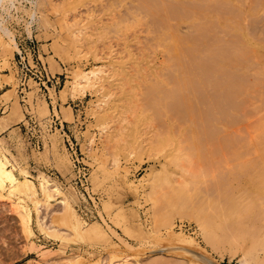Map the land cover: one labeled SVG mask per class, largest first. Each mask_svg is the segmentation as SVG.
<instances>
[{
  "label": "rangeland",
  "instance_id": "rangeland-1",
  "mask_svg": "<svg viewBox=\"0 0 264 264\" xmlns=\"http://www.w3.org/2000/svg\"><path fill=\"white\" fill-rule=\"evenodd\" d=\"M39 3L40 20L32 28L27 24L31 10L27 2L18 4L16 11L12 9L11 17L4 14L22 53L6 54L8 65L2 66L5 54L0 47V94L11 92L10 97L13 96L10 102L0 99V129L9 124L17 127L0 135L2 142L18 161L27 162L35 183L38 184L40 174H49L82 220L111 224L117 234L126 238V243L139 251L128 249L112 232L110 241L103 237L69 241L65 237L62 240L60 234L57 237L42 233L33 207L31 226L35 234L24 238L26 233L6 197L0 199V237L5 239L0 243L1 264H49V260L74 254L86 258L81 259L83 264H93L104 253L108 259L110 252H140L143 262L159 258L160 263L171 264L175 259L173 253L178 250L167 243L171 225L175 232L182 230L199 242L190 248L201 256L198 260L243 264L245 259L250 260L251 253L264 256V66L258 59L259 55L264 56V0ZM173 38L174 57L168 52ZM255 44L261 45L259 52L255 51ZM33 60L39 61L53 78L47 83L48 88L27 69L28 64L33 66ZM100 65L113 73L103 93L91 87L73 97L69 85L74 74ZM172 69L183 73L180 80L172 76ZM165 96L173 99L168 115L164 110ZM98 103L105 108L97 112L94 107L98 108ZM53 113L65 123L66 134L49 129L47 123ZM186 116L193 124L191 132L181 128ZM30 117L35 124L28 121ZM220 121L226 123L223 129L219 128ZM34 125V131H29ZM102 130L109 135L101 137ZM67 134L77 144L88 167L87 192L74 183L73 160L64 142ZM118 134L123 143L118 144L117 137V143L112 139ZM38 137L40 146L36 142ZM145 137L144 149L141 142ZM130 150L134 153L130 154ZM115 156L119 159L117 167L111 164ZM163 164L170 181L165 171L164 176L156 174ZM120 173L125 178L117 175ZM147 173L152 179L156 174L155 187L151 181L150 184L138 180ZM130 179L132 185L126 183ZM145 190L151 191V199L145 197ZM53 202L51 209L42 208L48 223L64 215L59 213L62 206ZM28 203L33 206L31 201ZM202 228L208 243L201 234ZM123 231L128 232V237ZM32 240L36 248L29 245L28 250ZM182 252L196 258L186 250Z\"/></svg>",
  "mask_w": 264,
  "mask_h": 264
},
{
  "label": "bare ground",
  "instance_id": "bare-ground-1",
  "mask_svg": "<svg viewBox=\"0 0 264 264\" xmlns=\"http://www.w3.org/2000/svg\"><path fill=\"white\" fill-rule=\"evenodd\" d=\"M23 1L27 2L28 4H30V16H29V19H28V26L30 28H32V26L34 25V23L36 22H39L40 18L38 16V11L39 9H37V6L39 3L40 0H0V47L2 48L3 50V53L5 54L4 57V61L2 62L3 65L2 66H5V65H8V56L6 54H9L10 56H13L14 53L17 51V53H19L21 51V48L19 47V44L16 40V37L14 35V33L12 32V30L6 25V15H8V17L12 16L13 13H11V10L12 9H17L20 5L18 4H21ZM146 7V6H145ZM208 7V6H207ZM13 10V11H14ZM21 10V9H20ZM162 10V9H161ZM16 11V10H15ZM6 13V15L4 16V14ZM225 19V18H224ZM161 20V19H160ZM226 20V19H225ZM223 21V19H222ZM223 23V22H222ZM28 29V28H27ZM245 31V30H244ZM81 33V32H79ZM208 33V32H207ZM242 33V32H241ZM80 35V34H79ZM78 33H77V36H79ZM244 35V34H243ZM175 37V36H174ZM245 37V36H244ZM55 38V37H54ZM79 38V37H78ZM242 38V37H241ZM57 39V38H56ZM164 39V38H163ZM197 39V38H196ZM175 40L176 39H172L171 42L168 44V49H169V53L170 55L174 57V55L176 54V49H175ZM164 41V40H162ZM166 41V39H165ZM164 41V42H165ZM57 42V41H56ZM58 44L57 43V47H58ZM60 45V44H59ZM166 45V42L164 44V46ZM181 45V44H180ZM61 47V45L59 46ZM186 47V46H184ZM205 47V46H204ZM238 48H241V47H238ZM255 48L256 50L255 51H260V48L261 45L260 44H255ZM166 49V48H165ZM185 49V48H184ZM61 50V49H60ZM58 51V50H57ZM187 51V50H186ZM236 51V50H235ZM205 52V51H204ZM232 53V52H231ZM245 53V52H244ZM239 56V55H237ZM202 57V56H201ZM242 58V57H241ZM258 60L260 62V64H262V66H264V56L261 57V55L258 56ZM197 61V60H196ZM211 61V60H210ZM218 62V61H217ZM221 62H224V61H221ZM206 63V62H205ZM220 63V62H219ZM225 63V62H224ZM223 63V64H224ZM226 64V63H225ZM241 64V63H240ZM242 65V64H241ZM245 65V64H244ZM1 66V67H2ZM115 66V65H114ZM222 66V65H221ZM243 67V66H242ZM256 67V66H255ZM232 68V67H231ZM236 68V67H235ZM238 68V67H237ZM244 68V67H243ZM171 69V68H170ZM219 69V68H218ZM233 69V68H232ZM239 69H242V68H239ZM238 69V70H239ZM247 69V68H246ZM234 70V69H233ZM242 70H245L242 69ZM257 70H258V67H257ZM232 71V70H231ZM260 71V70H259ZM249 72V71H248ZM261 72V71H260ZM264 72V71H263ZM209 73V72H208ZM244 73V72H243ZM246 73V72H245ZM250 73V72H249ZM111 74H113L111 72V69L110 68H107V66L105 65H100V66H97L95 68H91V69H88V70H82L81 72H76L73 76V80L70 81V85H69V89H70V93L71 95L74 97L76 94H84L86 92V90L88 88H95V92H101L103 91V89L106 87V83L110 82L109 79L111 78ZM172 76L175 77V80H180V76L183 75V73H180L177 69H172ZM253 74V73H252ZM10 78H12V76H10ZM114 78V76L112 77ZM220 89V88H219ZM11 93V92H10ZM10 93L7 94V92H4V94H0V99H3V100H9V102L12 100V97H10ZM103 93V92H101ZM52 94V92H51ZM258 94V93H257ZM103 95V94H102ZM224 95V94H223ZM53 96V95H52ZM104 96V95H103ZM240 97V96H239ZM209 98V97H208ZM163 100V99H162ZM165 102H166V106L164 108V106H160V107H163L164 110H166V113L168 115V112H170L171 110L169 109V106L171 103H172V100L170 96H165L164 98ZM14 101V100H13ZM55 102V101H54ZM13 103V102H12ZM100 103V102H99ZM98 103V108L95 106H93L97 112L99 111V109L103 108L104 105L102 104H99ZM102 103V102H101ZM93 105V104H92ZM160 105V104H159ZM227 106V105H226ZM93 108V109H94ZM105 108V106H104ZM96 110H93L94 112H96ZM105 110V109H104ZM103 111V109L101 110ZM163 111V110H162ZM209 111V110H208ZM105 112V111H104ZM164 112V111H163ZM1 113H5V110L2 111ZM23 113V112H22ZM100 113V112H99ZM97 113V114H99ZM102 114V112H101ZM104 114V113H103ZM165 114V113H164ZM217 114V113H216ZM96 115V114H94ZM122 115V113H121ZM124 115V114H123ZM165 116V115H164ZM172 118L174 117L175 119V116L173 114V116H171ZM23 118V114H21V119ZM168 119V116L166 117ZM120 119H124L120 117ZM166 119V121H167ZM172 120L173 122L175 120ZM183 119V118H182ZM119 120V119H118ZM184 122H183V125L181 128H183L184 130L186 131H189L191 132L193 129V124H192V121H191V118L189 116H186L184 117ZM214 120V119H213ZM123 120H121L122 122ZM126 121V120H125ZM177 121V120H176ZM261 125L263 126L264 125V118L263 120H261ZM124 123V121H123ZM218 123H222L221 121L218 122ZM225 123V122H224ZM117 124V123H116ZM168 124V123H167ZM166 124V125H167ZM173 124V123H172ZM192 124V125H191ZM259 124V123H258ZM222 126H220L219 128L223 129V127H225V125L222 123L221 124ZM119 126H120V120H119ZM118 126V127H119ZM122 126V125H121ZM124 126V125H123ZM260 126H258V129L260 130L259 128ZM17 127H13L12 130H15ZM126 128V127H125ZM180 128V129H181ZM192 128V129H191ZM116 129H117V126H116ZM115 129V130H116ZM122 129V128H121ZM263 129V127L261 128ZM1 130V129H0ZM126 130V129H125ZM225 130V129H224ZM119 131H121L119 129ZM123 131H124V127H123ZM264 131V130H263ZM106 130H102L101 131V137H104L106 135ZM118 132V130L116 131V133ZM179 132V131H178ZM113 133H115L113 131ZM119 133V132H118ZM173 133V132H172ZM180 133V132H179ZM184 133V132H183ZM121 136L123 137L122 135V131L120 132ZM120 134L118 135H115L113 136L114 138H112L113 140L115 139V137L118 138V141L117 140H114V142H118V144H120L121 142L123 143L122 140H120ZM178 134V133H177ZM109 135V134H107ZM106 135V136H107ZM167 135V134H166ZM187 135V134H186ZM257 135V134H256ZM261 135V134H260ZM182 136V135H181ZM264 135H262V138H263ZM144 137V136H143ZM180 137V136H179ZM258 137V135H257ZM105 138V137H104ZM108 138V137H107ZM152 139V138H151ZM169 139V138H168ZM181 139V138H180ZM264 139V138H263ZM120 140V141H119ZM259 140V139H258ZM167 141V140H166ZM174 141V140H173ZM93 142V138L89 141V144H87L86 146V149L87 150H90V144H92ZM116 142V143H117ZM149 142V140H148ZM115 143V144H116ZM143 145H141V147L143 146L144 149L145 147L147 146V139L146 137L144 139H142V142H141ZM150 143V142H149ZM153 144V143H152ZM173 144V143H172ZM243 144V143H241ZM240 144V145H241ZM151 145V143H150ZM250 145V144H249ZM166 146V145H165ZM252 146V145H250ZM115 147H117V145H115ZM150 147V146H149ZM152 147V146H151ZM118 148V147H117ZM148 148V147H147ZM153 148V147H152ZM151 148V149H152ZM0 149H1V152H0V199H5L6 197L9 198L11 205L13 206V209L15 210L17 216H18V219L20 221V226L22 227V230L23 232L26 233V237L24 238H29L31 235H34V230L31 226L32 224V207L36 213V216H37V220H38V224H39V227H40V230L42 231V233H51V235L55 234L57 237H59L60 235H62L61 239L64 240L65 238H67L66 240H69V241H75V240H89V241H93V240H98V238L100 237H103V238H106L108 241H110L111 238H109V232H112L114 233L115 235H118L120 241L122 243H124L128 249H135V250H138V248H136V246H134L133 244H130V243H126L125 240L126 238L120 234H117L118 232H116V228L114 229V227L112 228L109 224H105V223H98V222H87L85 220H82V217L79 216V214L76 212V209L73 207V205L71 204V201L69 199V197L65 194V192H63V189L59 186V184L57 182H55V180L52 179V177L49 175V174H45V173H42L40 174L39 178H38V184L35 183L30 177L32 176L29 169L27 168V165H26V161H18V157L10 150V148L8 146H6L3 142H2V138L0 137ZM143 149V150H144ZM255 149V148H254ZM147 150V149H146ZM243 150V149H242ZM253 151V154L256 153V151L254 152ZM134 151L130 150V154H133ZM149 153V152H148ZM262 153V151H261ZM260 154V152H259ZM150 155V154H148ZM257 155V154H256ZM264 156V155H263ZM257 158H259L257 156ZM264 158V157H263ZM258 160V159H257ZM248 161V160H247ZM176 162V161H175ZM178 162V161H177ZM242 162V161H241ZM250 162V161H248ZM111 164L113 167H117L119 166V159L118 157H114L112 160H111ZM164 165V164H163ZM165 167V165H164ZM164 167H162V169H157L156 170V174L158 177H160L161 175L164 176L165 174L163 173V171H165L166 173V178H167V172H166V167H165V170L163 169ZM129 169V168H128ZM128 169L126 168V172L128 171ZM153 169V168H152ZM257 169V172H258V168ZM264 170V169H263ZM124 171V169H123ZM154 171V169H153ZM125 172V171H124ZM123 172V173H124ZM125 172V173H126ZM259 172L261 173V170H259ZM264 172V171H263ZM123 173H120V174H117L119 175L120 177L123 175V177L125 178L124 174ZM149 173V172H148ZM145 175V176H142L140 177V179H138L139 181H144V182H148L151 184V182H153L151 184L154 185V181L156 180V174L154 176V178L152 179V177H148V174ZM162 173V174H161ZM254 173H256L254 171ZM127 174V173H126ZM125 174V175H126ZM161 174V175H160ZM164 174V175H163ZM251 174V173H250ZM249 174V175H250ZM259 174V173H258ZM160 175V176H159ZM116 176V175H115ZM252 176V175H251ZM260 176V174H259ZM262 176H263V173H262ZM121 177V178H123ZM258 177V176H257ZM261 177V176H260ZM120 178V179H121ZM163 178V177H162ZM165 178V177H164ZM165 178V179H166ZM159 179V178H158ZM165 179H162V181H165ZM168 181H170L168 178H167ZM118 181V178L116 176L115 178V182ZM125 181V179H124ZM133 179L129 182H126V183H131L132 185V182ZM140 181V182H141ZM151 181V182H150ZM160 181V179H159ZM158 181V182H159ZM139 182V183H140ZM157 182V181H156ZM143 183V182H142ZM147 183V184H148ZM161 182H159V185H160ZM167 183V181H166ZM119 184V183H118ZM136 184V183H135ZM127 185V184H126ZM138 185V184H137ZM140 185V184H139ZM149 185V184H148ZM157 184V186H159ZM163 185V184H162ZM146 186V185H145ZM135 187V186H134ZM144 187V185H143ZM147 187V186H146ZM155 187V185H154ZM160 187V186H159ZM153 188V187H151ZM148 187V189H151ZM137 189V188H136ZM147 189V190H148ZM145 190V191H147ZM160 189L158 188V191ZM143 191V192H145ZM142 192V191H141ZM149 192V194H148ZM150 192L151 191H147V194L145 195V197L147 198H150ZM153 190H152V194H153ZM40 193H41V197H40ZM139 193V192H138ZM164 192L161 193V195L163 194ZM159 192L156 194V196H158ZM154 196H155V192H154ZM154 196H152V199H154ZM143 197V196H142ZM144 197V198H145ZM146 199V198H145ZM136 200V199H135ZM138 200V199H137ZM28 201H31L33 206H30ZM55 201V204H58L60 206H62V209L59 213H63L64 215L62 216V218L59 220L57 218L53 219L51 221V223L47 222L46 221V216L43 214V206L44 208L46 207V209H51L50 208V205H52V202ZM147 201V200H146ZM150 204H153L152 201H150ZM155 202H157L155 200ZM54 203V202H53ZM95 203V202H94ZM138 204L139 205V202H135V204ZM156 204V203H155ZM154 204V205H155ZM141 205V204H140ZM139 205V207H140ZM55 206V205H54ZM53 207V205L51 206ZM152 207V206H151ZM134 208V210L137 209V207H132ZM53 209V208H52ZM119 209H122V208H119ZM54 210H56L54 208ZM54 210H52L54 212ZM150 210V208H149ZM50 211V212H52ZM57 212V211H56ZM55 212V213H56ZM52 213H50L51 215ZM54 214V213H53ZM57 214V213H56ZM47 215V213H46ZM48 218V217H47ZM52 219V218H51ZM50 219V220H51ZM104 219V218H103ZM36 221V220H35ZM156 221H161V220H156ZM113 222V221H112ZM162 222V221H161ZM61 224H63V226H60ZM173 224V223H171ZM167 226H169V224H167ZM166 226V227H167ZM130 227V226H129ZM142 227V226H141ZM169 229L167 230V243L173 245L175 247V249H178L175 253L173 257H175L174 261L171 263V264H217L216 262L214 263L213 260H209V259H205V258H202L203 260H198L199 256L198 254H196L195 252H193L192 250H190L191 247H196L199 242L195 239V237L193 236H190L188 234H185L183 232H181V228H180V232H175L173 229H172V225L170 227H168ZM142 229V228H140ZM146 230V229H145ZM141 231V230H140ZM143 231V230H142ZM141 231V232H142ZM184 231V230H183ZM124 232V235L126 237H128V232L127 231H123ZM122 232V233H123ZM144 233H146L145 231H143ZM185 232V231H184ZM143 233V235H144ZM150 233V232H149ZM154 233V232H153ZM151 232V234H153ZM60 234V235H59ZM147 234V233H146ZM156 234V233H155ZM201 234L203 235L205 241L208 243L209 241L207 240V236L205 235V231L204 229L202 228L201 230ZM154 235V234H153ZM55 236V237H56ZM152 236V235H151ZM157 236V235H156ZM160 236V235H159ZM54 237V236H53ZM63 237H65L63 239ZM69 237V238H68ZM143 237V236H142ZM26 239V240H27ZM59 239V238H58ZM150 239V238H149ZM30 241V240H29ZM166 241V240H165ZM1 242H5V239L3 240V238L0 237V243ZM67 242V241H66ZM98 242V241H97ZM114 242V241H113ZM140 243V241H137ZM24 243V242H23ZM75 243V242H74ZM77 243V241H76ZM2 244V243H1ZM98 244V243H97ZM26 245V244H25ZM29 245L30 247H35L36 244L35 242L32 240L31 241V244H28V250H29ZM76 245V244H75ZM78 245H79V242H78ZM88 245V244H87ZM109 245V244H108ZM118 245V244H117ZM41 246V245H40ZM82 246V245H81ZM97 246V245H96ZM171 247V248H174V247ZM39 247V246H37ZM69 247V245H68ZM77 247V245L75 246ZM91 247V246H90ZM113 247V246H111ZM117 247V246H115ZM24 248V247H22ZM20 248V249H22ZM36 248V247H35ZM83 248V247H81ZM101 248V247H100ZM103 248V247H102ZM52 249V248H51ZM54 249V248H53ZM59 249H62V248H59ZM71 249V248H70ZM86 249V248H85ZM105 249V248H104ZM108 249V248H107ZM113 249H116V248H113ZM124 249V248H123ZM122 249V250H123ZM168 248H166V250H168ZM188 251L189 253H191L192 255H194L196 258H193V257H190L188 255H184L182 251L184 250ZM45 250V253L47 252L46 249ZM76 250V249H74ZM117 250H118V247H117ZM174 250V249H172ZM22 252L26 253L25 249H22L21 250ZM42 251V250H40ZM55 251V254L57 252V249L54 250ZM59 251V250H58ZM102 251V250H101ZM112 251V250H110ZM139 251V250H138ZM44 251H42L43 253ZM79 252V251H78ZM89 252V251H87ZM94 252V251H93ZM107 252V250H106ZM39 253V252H38ZM41 253V254H42ZM81 253V252H80ZM92 253V252H90ZM96 253V252H94ZM112 255H111V254ZM108 253V255L110 254V258L108 257V259H105V255H107V253L103 254V258H101L100 261L96 260L95 259V263L93 262V264H130V262L132 261V263H136V264H163V263H160L158 260L156 259H152V260H149V261H146V262H143V259L139 257V253L136 252V253H132V255H129V254H117V253H114L113 252H110ZM169 253V251H168ZM172 253V252H171ZM44 254V253H43ZM74 254V253H73ZM89 254V253H88ZM93 254V253H92ZM172 254V255H173ZM169 255V254H168ZM171 256V255H170ZM57 257V256H56ZM55 257V258H56ZM64 258H59V259H53L52 261L49 260V264H83L82 263V260L84 261L85 259L81 257V254H74V255H66V256H62ZM92 258V257H91ZM107 258V257H106ZM64 259V260H62ZM82 259V260H81ZM145 260V259H144ZM167 260V259H166ZM1 261H2V256L0 254V264H1ZM161 261V259H160ZM47 262V261H46ZM89 262V261H88ZM41 263V262H40ZM85 264L87 262H84ZM34 264V263H33ZM43 264H48V263H44ZM166 264V263H165ZM243 264H264V256H255L251 253L250 255V260L248 259H245L244 263Z\"/></svg>",
  "mask_w": 264,
  "mask_h": 264
},
{
  "label": "built area",
  "instance_id": "built-area-1",
  "mask_svg": "<svg viewBox=\"0 0 264 264\" xmlns=\"http://www.w3.org/2000/svg\"><path fill=\"white\" fill-rule=\"evenodd\" d=\"M21 53H22V48H21V51L17 54L20 55ZM28 67H30V69ZM27 69L30 71V73H32V75H35L37 79L40 80V82L42 81V84L45 88H48L47 83L49 81L51 82L53 78H51L49 74H46L45 67L41 65L39 61L36 62L33 60V66H31V64H28ZM30 120H31L32 125L35 124L34 123L35 121L32 120L31 117L28 121ZM47 124L50 130H54V131L59 130L61 133H63V135L66 134V130L64 128V122L55 113L52 114V119ZM36 126L37 125H34V127H31L29 131H34L33 128H35ZM39 138L40 137H38V140L36 142L40 146L41 139ZM64 142H65V145L68 151L70 152L71 159L73 160L74 172L76 173L75 178H74L75 179L74 183L78 184L82 189L86 190V187H87L86 185L88 182L89 175H88V167L86 163L84 162L83 154L81 151H78L76 147L77 144L70 137V135L67 134V136H64ZM91 200L94 202L93 199ZM85 216H88V212L86 213Z\"/></svg>",
  "mask_w": 264,
  "mask_h": 264
},
{
  "label": "crops",
  "instance_id": "crops-1",
  "mask_svg": "<svg viewBox=\"0 0 264 264\" xmlns=\"http://www.w3.org/2000/svg\"><path fill=\"white\" fill-rule=\"evenodd\" d=\"M64 125H65V123H64ZM13 127H14V124L6 125L3 129L0 130V135H2L3 133H6L7 131L10 132Z\"/></svg>",
  "mask_w": 264,
  "mask_h": 264
}]
</instances>
